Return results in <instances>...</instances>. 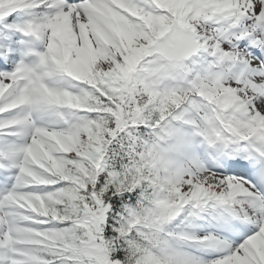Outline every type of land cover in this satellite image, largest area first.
Masks as SVG:
<instances>
[{
  "label": "snow or ice",
  "instance_id": "1",
  "mask_svg": "<svg viewBox=\"0 0 264 264\" xmlns=\"http://www.w3.org/2000/svg\"><path fill=\"white\" fill-rule=\"evenodd\" d=\"M0 264H264V0H0Z\"/></svg>",
  "mask_w": 264,
  "mask_h": 264
}]
</instances>
